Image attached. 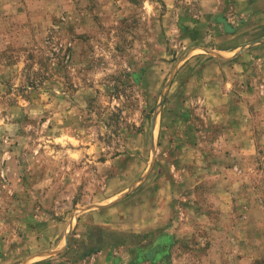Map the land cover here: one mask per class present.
I'll list each match as a JSON object with an SVG mask.
<instances>
[{
    "label": "rangeland",
    "instance_id": "374dc122",
    "mask_svg": "<svg viewBox=\"0 0 264 264\" xmlns=\"http://www.w3.org/2000/svg\"><path fill=\"white\" fill-rule=\"evenodd\" d=\"M0 264H264V0H0Z\"/></svg>",
    "mask_w": 264,
    "mask_h": 264
}]
</instances>
